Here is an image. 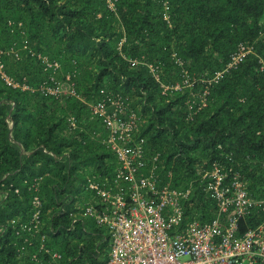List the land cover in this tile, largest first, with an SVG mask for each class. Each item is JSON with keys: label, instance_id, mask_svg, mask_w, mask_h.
<instances>
[{"label": "trees", "instance_id": "obj_1", "mask_svg": "<svg viewBox=\"0 0 264 264\" xmlns=\"http://www.w3.org/2000/svg\"><path fill=\"white\" fill-rule=\"evenodd\" d=\"M166 5L169 22L162 0H116L115 11L103 0H0L1 68L27 86L0 77V264H46L52 252L59 264H108V229L82 211L92 200L87 179L110 180L117 166L88 103L114 93L142 119L134 132L144 139L138 173L154 162L158 183L187 190L179 228L216 214L202 177L213 162L237 172L252 199H264V0ZM238 42L253 51L225 69ZM51 75H68L74 94L41 93ZM184 75L195 81L183 84ZM175 81L178 89L170 87ZM34 195L33 234L22 223L29 224ZM262 216L253 207L238 232Z\"/></svg>", "mask_w": 264, "mask_h": 264}, {"label": "built area", "instance_id": "obj_2", "mask_svg": "<svg viewBox=\"0 0 264 264\" xmlns=\"http://www.w3.org/2000/svg\"><path fill=\"white\" fill-rule=\"evenodd\" d=\"M103 1L107 8L115 11L116 0ZM162 4V18L169 22L166 0H162ZM252 51L251 45L238 42L224 68L242 63ZM10 52L18 57L16 48H10ZM40 59L46 66H57L56 61L45 56ZM134 62L135 58L130 60L131 64ZM260 62L261 70H264V61L261 59ZM1 66L0 62V77L6 83L21 89L27 87L25 83H18L7 76ZM148 67L153 69L151 64ZM221 72L215 71L206 81L216 80ZM50 79L54 80L53 84L44 80L38 85L41 93L55 97L74 94L68 75L62 80H55L51 75ZM182 81L191 85L195 78L184 75ZM168 87L163 85L162 91ZM170 87L178 89L179 81ZM201 104H204L203 97ZM88 108L91 115L101 117L107 132L104 143L113 150L117 160L110 180L87 179L86 188L93 191L92 200L84 205L82 211L108 229V264H264V199H252L237 172L229 174L230 168L225 169L216 162L209 169H203L204 189L215 201L216 214L208 221L193 219L179 228L181 200L187 190L169 186L168 181L158 183L153 172L154 162H151L148 172L138 173L145 164L142 154L144 139L134 136L141 125L140 116L117 93L89 102ZM152 159H156V155ZM31 203L35 209L29 224L22 223V226L34 234L39 228L40 201L37 195L32 197ZM253 207L259 208L263 214L262 221L238 232V219L249 214ZM39 237L41 241L43 234ZM51 257L46 264H59L57 252H52Z\"/></svg>", "mask_w": 264, "mask_h": 264}]
</instances>
